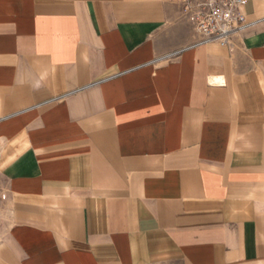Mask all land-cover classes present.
Masks as SVG:
<instances>
[{
    "label": "crops",
    "instance_id": "0c3cea01",
    "mask_svg": "<svg viewBox=\"0 0 264 264\" xmlns=\"http://www.w3.org/2000/svg\"><path fill=\"white\" fill-rule=\"evenodd\" d=\"M199 39L176 0H0V264H264V20Z\"/></svg>",
    "mask_w": 264,
    "mask_h": 264
},
{
    "label": "built area",
    "instance_id": "2783aa9c",
    "mask_svg": "<svg viewBox=\"0 0 264 264\" xmlns=\"http://www.w3.org/2000/svg\"><path fill=\"white\" fill-rule=\"evenodd\" d=\"M183 16L200 35L198 44L216 42L231 45L240 33L264 20V17L249 20L242 11L247 0H176ZM174 53L160 57L168 59ZM7 191L0 182V220L3 218V205Z\"/></svg>",
    "mask_w": 264,
    "mask_h": 264
}]
</instances>
